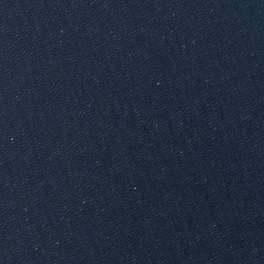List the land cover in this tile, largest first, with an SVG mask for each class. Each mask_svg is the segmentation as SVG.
Segmentation results:
<instances>
[{
    "label": "water",
    "instance_id": "1",
    "mask_svg": "<svg viewBox=\"0 0 264 264\" xmlns=\"http://www.w3.org/2000/svg\"><path fill=\"white\" fill-rule=\"evenodd\" d=\"M0 264H264V0H0Z\"/></svg>",
    "mask_w": 264,
    "mask_h": 264
}]
</instances>
